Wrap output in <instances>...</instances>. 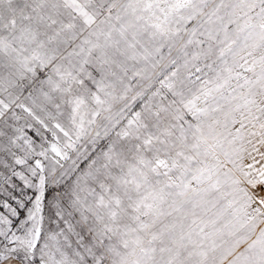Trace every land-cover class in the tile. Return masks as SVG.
<instances>
[{"label":"snow or ice","instance_id":"6c2138e0","mask_svg":"<svg viewBox=\"0 0 264 264\" xmlns=\"http://www.w3.org/2000/svg\"><path fill=\"white\" fill-rule=\"evenodd\" d=\"M0 264H264V0H0Z\"/></svg>","mask_w":264,"mask_h":264}]
</instances>
